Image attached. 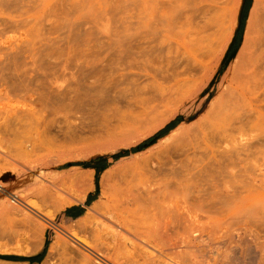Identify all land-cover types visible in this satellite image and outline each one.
Segmentation results:
<instances>
[{"label":"rangeland","instance_id":"1","mask_svg":"<svg viewBox=\"0 0 264 264\" xmlns=\"http://www.w3.org/2000/svg\"><path fill=\"white\" fill-rule=\"evenodd\" d=\"M234 1L228 0L224 16L220 20H218V16L215 19L211 15L214 18L213 26L207 31L208 33L206 32L207 39L204 38L205 40L201 41V39L191 37V42L187 38L184 39L189 44L191 54H182L183 47L174 42L169 46L167 43L154 46L155 44L150 42L151 35L149 33L155 27V23L160 26L163 13H166L168 17L171 16L174 22L176 21L175 17L178 16L179 18L176 17L177 23L175 22L177 25L179 24L178 26L184 19H191L189 17L191 16V4L183 3V0L182 2L181 0H0V254L35 256L42 251L46 237H49V248L50 244H54V248H48L45 257L39 263L0 259V264H42L43 262V264H82L83 262L98 264L99 258L108 263L109 260L115 261L118 255L120 257L125 255L126 263H128L127 259L131 260L133 256L139 260L133 258V262L135 261L136 264H148L147 261L151 262L149 264H161L162 257L161 260L158 259L160 258L158 256V258L155 256V259L152 257L151 261L150 257L139 249V245L137 248L131 249L126 236L123 232L121 235L116 232L112 223L123 221L126 226L132 223L135 224L133 226H136L137 223L138 231L143 229L147 233L150 228V231L153 230V232L158 230L151 235L157 237L153 239H157L155 241H158L157 243L162 248L165 246V242L168 243L163 248L168 253V249L172 248L174 241H179L177 238L181 236L182 231L184 232L190 226V219L182 210H191L192 208V210H226L227 207H230L228 210H233L231 207L234 206H237L234 208L235 210H264V192L262 193L264 181H261L264 180V72L260 75L262 79L255 86V95L251 101H231L233 107L237 108L232 107V112L226 111L228 114L231 112L230 120L226 116L228 120L225 118L224 123L219 122V126H214L215 129H205L211 120L207 113L210 102L219 92V78L224 74L229 62L234 59V53L243 40L253 2V0H243L239 13L242 26L235 34L231 18L235 6ZM224 2L225 0H215L217 7L223 6ZM260 2L261 0L252 11V19L254 22L257 21V24L252 21L250 37L264 40V4L261 8ZM177 4L179 5L177 6ZM229 11L230 13H228ZM221 13L223 12H220V15ZM149 19H151L150 22ZM151 25L152 27H150ZM253 25L256 26L253 27ZM160 34L157 32L154 35L160 37ZM230 38L228 55L234 52L232 59L229 58L223 64L225 53L209 83L202 86L201 78L207 66L213 64L216 55L222 51V45ZM167 52L168 57L166 58L165 53ZM133 55H137L135 57L139 58L138 61H145V64L149 66L153 65L154 70L159 66L156 71L157 78H154L158 82L150 79L151 83H149L150 80L142 83L143 86L140 85V88H137L138 91L141 90V93L136 96L132 94H135L136 90L132 92L129 90L130 93L126 92L119 98L109 96L110 98L103 99L101 96H99L100 98L85 96L83 90L87 89L89 85H98L108 78L111 79L110 77L114 73H123L124 71H119L121 67L119 64L127 63L128 65L131 59L135 58ZM72 58L74 62L71 61ZM100 60L102 61L100 62ZM114 60H117V63ZM261 61L264 64V57ZM109 62L110 64H108ZM188 69L196 70L191 76L187 73ZM123 70L126 71L123 74L136 71L129 70L128 67ZM74 72H76L75 75ZM72 74L73 76H71ZM116 74L112 80L126 78L121 74ZM184 77L196 83L191 87L181 89L167 105L161 109L159 107L160 111L155 112V114L158 113L156 114L158 117H161L166 115L171 108L176 107L175 113L169 117L165 126L153 131H148L146 128L135 129L133 124H135L136 117L139 116L138 113L143 108L150 106L151 101L156 97L163 96L164 93L165 95L172 93V90L174 92L177 88L182 87L183 83L180 82H183ZM5 78L9 80L6 81ZM134 78L132 77V79ZM69 79L71 80L69 81ZM131 82L133 81L131 80ZM147 82L148 85H144ZM125 83L122 85L125 86ZM176 83L177 85H175ZM178 83H180L179 86ZM129 84L131 83H128V86ZM66 85L69 87H64ZM171 86L176 89L172 88L170 91ZM70 88H74L73 91ZM74 94H77V97L80 94L82 101L76 100ZM94 97H96V101L92 100ZM259 99L261 100L259 101ZM108 103L109 105H107ZM258 107L260 110H257ZM135 115L136 117H134ZM130 127L133 128L130 129ZM171 130H174L172 134L176 135V138L179 137L183 140L191 138V141L189 140L188 144L176 151L173 149L174 139H160ZM201 130H204L206 134H201ZM159 131L163 136L140 151L130 153L132 148L137 147ZM208 132H210L209 135H207ZM241 134L246 135L242 137ZM223 138L231 140H226V144H222ZM209 144L213 145L208 146ZM224 146H228L226 149L233 151L228 152L229 150H226ZM216 147L219 148V151ZM217 151L220 154H217ZM124 152L129 153L118 156L119 153ZM226 153L229 156L234 154L231 157L235 158L227 157ZM70 156L74 159L44 170L47 172V174L44 172L45 175L48 176L50 171H60L61 173L72 166L77 167V174L72 175L64 184L55 183V188L48 183L38 182L39 180L28 170L38 167L39 171L41 170L37 166L39 163L52 165L58 160ZM99 157L105 159L107 166L98 174V192L95 196V199L101 202L103 209L95 212V216L91 214L93 212H89L88 217L78 221L75 220L78 218L61 215L64 208L82 203L89 193H95L96 172L93 168L83 166L82 163L96 162ZM227 158L231 162L236 161L232 162V164L235 163V168L237 167L235 172L232 170L234 175L238 176L240 180L245 179L241 180L242 182L240 181L238 186L243 184V187H246L238 191L239 197L236 195V203L234 198L228 199L225 204L218 203L220 198L212 197L210 194L205 196L206 204L201 202L198 199L200 192L196 193L195 190L208 189L206 192H211V182L206 179L205 174L209 168L213 167L214 162L216 164L217 160L231 164ZM244 161L245 163H243ZM41 164L39 165L41 166ZM179 164L183 168L179 167ZM245 166L247 167L245 168ZM244 175L246 176L244 177ZM254 175L258 176L255 178ZM188 176L190 177L188 178ZM254 178L257 179L256 182L255 180L251 182ZM239 179L235 181L237 184ZM233 180L235 179L233 178ZM101 182L105 193L101 191ZM90 185L93 186L89 188ZM250 186L252 190L247 188ZM14 194H18L19 197H15ZM233 202L234 204H232ZM30 204H34L36 207L30 206ZM84 209L85 214L88 208ZM170 210L176 213H171ZM43 211L53 213V216L46 218L42 215ZM173 215L175 216L173 217ZM152 225L153 228H156L152 229ZM60 227H73L77 231H74L72 236L68 230H59ZM162 234L166 237L164 238ZM165 234L171 237L169 238ZM160 235L165 239V242L163 238H160ZM55 238H57L56 241H54ZM123 238L124 240H122ZM159 241L163 244L161 245ZM125 243L127 244L125 245ZM245 248L246 246H240L238 251L246 260L248 255ZM129 249L133 250V254L128 251ZM140 250L141 252H138ZM84 253L91 256L88 262L82 258ZM129 253H131V257ZM233 253L234 251L231 249L220 252L217 256L218 263L240 264L239 261L232 258ZM96 254L99 257H96ZM140 254L145 255L144 259ZM127 255H129L128 258ZM122 258L120 259L122 260ZM121 260L119 261L125 264L124 258V261ZM111 262L109 263L112 264ZM162 263L164 264L163 260ZM128 264L131 262L129 261Z\"/></svg>","mask_w":264,"mask_h":264},{"label":"bare ground","instance_id":"2","mask_svg":"<svg viewBox=\"0 0 264 264\" xmlns=\"http://www.w3.org/2000/svg\"><path fill=\"white\" fill-rule=\"evenodd\" d=\"M152 1V0H151ZM183 0V3H187L188 5L191 4V19L189 18H186L184 19L183 22H181L180 26H178L176 23H177V18L178 16L175 17L176 19V23L174 22V20L172 21L173 18H171V16H167L166 13H163V15H161L163 17V19L160 21L159 25L158 26L156 23H155V27L151 29V32L149 33L151 35V43L153 42L155 45L154 46H159L160 43H167V45H171L172 42L176 43V44H180L182 47H183V52L182 54H191V51L189 50V44L186 43L184 41V39H188L189 42H191V37H195L196 39H201L202 40H205L207 39L206 37L208 36L206 34V32L213 26L212 24V21L213 19H217V16H218V20H220L221 17L224 16V11H225V5L228 3V0H225L224 2V5L221 6V7H217L216 6V3H215V0ZM234 1V0H233ZM148 2V1H147ZM150 2V1H149ZM182 2V0H181ZM232 2V1H231ZM230 4H233L231 3ZM146 3V2H145ZM170 3V2H168ZM235 3V6H234V10L232 11L233 14L231 15V18H232V21H233V25H234V30L235 31V28L237 27L238 25V21H239V13H240V10H241V6H242V3H243V0H235L234 1ZM257 3H259V0H253L252 4H251V12L249 13V16L247 18V24H246V28H245V32H244V37H243V40L242 42L240 43V45L238 46L237 50L235 51V55H234V59L231 60L228 64V66H226L225 70H224V74H222V76H220L219 78V82H218V88H219V92H218V95L215 96L211 102H210V106H209V109L207 111L208 115L211 117V120L208 124V126L205 128V129H210L213 130L214 126L218 125L219 122H225L227 117L228 119L230 120V117L229 114L232 112L231 110L234 108L236 109L235 107H233L231 101L235 100V101H238V100H246V101H251V99L253 98V96L255 95V86L257 84V82L259 80H261L262 78L260 77V75H262L261 73L264 72V64L262 63L261 59L264 57V40H260L259 38H254V37H250V28H251V24H253V19H252V11H254L255 7L257 6ZM261 8H263V4H264V1L261 0ZM150 4V3H149ZM155 5V4H154ZM170 5V4H169ZM179 4H177L178 6ZM182 5V4H181ZM180 5V7H181ZM176 6V7H177ZM231 6V5H230ZM263 6V7H262ZM156 7V5H155ZM168 7V5H167ZM174 7V6H173ZM172 7V8H173ZM187 7V6H186ZM179 8V7H178ZM228 8L229 5H228ZM181 9V8H180ZM147 10V9H146ZM157 10V8H156ZM155 10V11H156ZM172 10V9H171ZM227 10V9H226ZM174 11V10H172ZM187 11V10H186ZM190 11V10H189ZM185 12V11H184ZM220 12H223L221 13L220 15ZM187 13V12H186ZM184 13V14H186ZM230 13V11L228 12ZM171 14V13H169ZM181 14V13H180ZM183 14V13H182ZM188 14V13H187ZM186 14V15H187ZM213 15V17L211 16ZM72 16V15H71ZM153 16V15H152ZM160 16V18H161ZM92 17V16H91ZM182 17V16H181ZM185 17V16H184ZM72 18V17H71ZM70 18V19H71ZM152 18V17H151ZM159 18V17H158ZM179 18V17H178ZM84 19V18H83ZM153 19V18H152ZM73 20V19H72ZM182 20V19H181ZM191 20V22H190ZM151 21V19H149V22ZM159 21V20H158ZM179 21V20H178ZM253 21V22H252ZM153 22V21H152ZM151 22V23H152ZM219 22V21H218ZM257 22V21H256ZM254 22V23H256ZM20 23V22H19ZM179 23V22H178ZM154 24V23H153ZM257 24V23H256ZM14 25V24H13ZM75 25V24H74ZM87 25V24H86ZM140 25V24H139ZM88 26V25H87ZM158 26V27H157ZM256 26V25H255ZM253 25V27H255ZM73 27V26H72ZM152 27V25L150 26ZM260 28V27H259ZM17 29V28H16ZM255 30V29H254ZM257 30V29H256ZM253 31V30H251ZM258 31H260L258 29ZM121 32V31H120ZM154 32V33H153ZM161 33L160 34V37H156L154 34L155 33ZM26 33V32H25ZM208 33V32H207ZM233 35V34H232ZM258 35V34H256ZM132 37V36H131ZM259 37V36H258ZM113 38V37H112ZM205 38V39H204ZM250 38H254L253 40H251ZM147 40V39H146ZM149 40V38H148ZM231 38L228 39V41H226V43H224L222 45V51L220 52V54H217L215 59L213 60V64L210 65V66H207L206 68V71L203 75V77L201 78V84L202 86L209 83V81L211 80V77L213 76V74H215V69L216 67L218 66L219 62L221 61V59L223 58L224 54L226 53L228 47H229V42H230ZM31 42V40H30ZM33 42V41H32ZM149 42V41H148ZM21 43V42H20ZM146 43V42H145ZM33 44V43H32ZM147 44V43H146ZM9 45V44H8ZM153 45V44H152ZM14 46V45H13ZM31 47V46H30ZM137 47V46H136ZM162 48V47H161ZM118 49V48H117ZM164 49V48H163ZM175 49V48H174ZM173 49V50H174ZM111 50V49H110ZM157 50V49H156ZM166 51V49H164ZM163 50V51H164ZM5 51V50H4ZM27 51V50H26ZM42 51V50H41ZM45 51V50H44ZM149 51V50H148ZM169 51V49H168ZM39 52V50H38ZM116 52V51H115ZM153 52V51H152ZM13 53V52H12ZM19 53V52H18ZM37 53V52H36ZM149 53V52H148ZM147 53V54H148ZM173 53V52H172ZM176 53V52H175ZM174 53V54H175ZM14 54V53H13ZM41 54V53H40ZM124 54V53H123ZM168 54L165 53V55ZM170 54V53H169ZM174 54H171V55H174ZM6 55V54H5ZM84 55V54H83ZM122 55V54H121ZM120 56V55H119ZM137 56V55H135ZM133 55V57H135ZM6 57V56H5ZM11 57V56H10ZM153 57V56H152ZM158 57V56H157ZM168 57V55H166V58ZM12 59V58H11ZM15 59V58H14ZM78 59V58H77ZM76 59V60H77ZM85 59V58H84ZM103 59V58H102ZM139 58H132L131 59V62L127 63L126 64H119L121 65L119 71H124L126 72L125 68H129V70H136L135 72H128V73H117V74H121L123 75L124 77V80H119V79H113L112 80V77L114 76V73L113 76H111L110 78L111 79H107L101 83H99L98 85H92L83 90L85 91V96L86 97H93V96H98V98H100L99 96H101L103 99H105V97H109V96H112L113 98H119V97H122L123 95H125L126 92L130 93V91H134V93H132L133 95L136 96V94L138 95V93L140 94L141 93V90L138 91L139 89H137L140 85H142V83H145L146 81L150 80V79H153V81H156V79L154 78H157V69L159 68V66H157L158 68L156 69V67H154L156 70L153 69V65L149 66L147 64H145L146 62H142V61H138ZM149 59V58H148ZM153 59V58H152ZM155 59H158V58H155ZM160 59V58H159ZM232 59V58H231ZM75 60V59H74ZM86 60V59H85ZM123 60V59H122ZM129 60H130V57H129ZM128 60V62H129ZM9 61V60H8ZM68 61V60H67ZM73 61V58L72 60ZM98 61V60H97ZM102 60H100L101 62ZM111 61V60H110ZM115 61V60H114ZM117 61V60H116ZM115 61V62H116ZM162 61V59H161ZM62 62V61H61ZM74 62V61H73ZM91 62V61H90ZM113 62V61H112ZM127 62V61H125ZM60 63V62H59ZM117 63V62H116ZM89 64V63H88ZM110 64V62L108 63ZM47 65V64H45ZM59 65V64H58ZM61 65V64H60ZM112 65V64H111ZM123 65V66H122ZM127 67H126V66ZM48 66V65H47ZM55 66V65H53ZM66 66V65H65ZM80 66V64H79ZM94 66V65H93ZM113 66L114 63H113ZM125 66V67H124ZM5 67V66H4ZM3 67V68H4ZM37 67V66H36ZM35 67V68H36ZM57 67V66H56ZM64 67V66H63ZM69 67V66H68ZM67 67V68H68ZM116 67H117V64H116ZM119 67V66H118ZM124 67V68H123ZM2 68V69H3ZM47 68V67H46ZM53 68V67H52ZM55 68V67H54ZM65 68V67H64ZM78 68V67H77ZM82 68V66H81ZM8 69V68H7ZM99 69V68H98ZM113 69V68H112ZM115 69H118V68H115ZM61 70V69H60ZM83 70V69H82ZM196 69H188L187 73L188 75L191 74V76L193 75V72L195 71ZM3 71V70H2ZM1 71V72H2ZM6 71V70H5ZM68 71V70H67ZM81 71V70H80ZM118 71V70H116ZM7 72V71H6ZM85 72V71H83ZM161 72V71H160ZM46 73V72H45ZM61 73V72H60ZM71 73V72H70ZM76 72H74V75H75ZM82 73V71H81ZM1 74V73H0ZM9 74V73H8ZM13 74V73H12ZM42 74H44L42 72ZM55 74V73H54ZM116 74V75H117ZM7 75V73H6ZM62 75V74H61ZM65 75V74H64ZM63 75V76H64ZM70 75V74H69ZM78 75V74H77ZM115 75V76H116ZM1 76V75H0ZM4 76V75H3ZM9 76V75H8ZM40 76V75H39ZM57 76V75H56ZM60 77V75H58ZM73 76V74L71 75ZM70 76V77H71ZM82 76V75H81ZM122 76V77H123ZM156 76V77H155ZM6 77V76H5ZM12 77V76H11ZM10 77V78H11ZM80 77V76H79ZM132 77H136L134 79H132ZM39 78V77H38ZM82 78V77H81ZM114 78V77H113ZM134 82V84H132L133 82H131V80ZM6 79V78H5ZM8 79V78H7ZM6 79V81H8ZM46 79V78H45ZM50 79V78H49ZM57 79V78H55ZM77 79V78H76ZM85 79V78H84ZM4 80V79H3ZM71 79H69L70 81ZM80 80V79H79ZM78 80V81H79ZM82 80V79H81ZM86 80V79H85ZM125 80H128V81H125ZM176 80V79H175ZM90 81V80H89ZM92 81V80H91ZM181 81V80H180ZM3 82V81H1ZM94 82V81H93ZM126 82L123 86L122 84ZM158 82V81H156ZM155 82V83H156ZM54 83V82H53ZM80 83V82H79ZM83 83V82H82ZM97 83V82H96ZM128 83H131L129 84L128 86ZM151 83V80L150 82ZM180 83H183L180 87V88H175V87H178ZM180 83H178V86H175L177 85V83L174 85L175 87H170V91L171 89H176L174 92L172 90V93H164L163 96H160V97H156L154 100H152L151 102V105L148 106L147 108H143L141 112H139V116L136 117V115L134 117H136L137 119L135 120V124H133L134 128L135 129H148V131H153L155 129H158V128H161L163 126H165V124L168 122V119L169 117H171L175 111H176V107L175 108H171L170 111L164 115V116H161V117H158V113L155 114V112H157V110L161 109V107H164L165 105H167V103L170 102V100L172 99L173 96H175L179 91H181V89L183 88H187V87H191L193 86L196 82H192L191 80H189L187 77H184V80L183 82L181 81ZM64 84V83H63ZM85 84V82H84ZM83 84V85H84ZM56 85L58 86V84L56 83ZM131 85V86H130ZM144 85H148V82L147 84H144ZM81 86V85H80ZM143 86V85H142ZM141 86V87H142ZM159 86V85H158ZM64 87H67L64 86ZM63 87V88H64ZM69 87V86H68ZM67 87V88H68ZM87 87V85H86ZM150 87V85H149ZM60 88V87H58ZM140 88V87H139ZM142 88H145V87H142ZM141 88V89H142ZM72 89V88H70ZM74 89V88H73ZM72 89V91H73ZM84 89V88H83ZM151 89V88H150ZM149 89V90H150ZM169 89V88H167ZM166 89V90H167ZM264 89V88H263ZM80 90H82L80 88ZM130 90V91H129ZM165 90V92H167ZM71 91V92H72ZM144 91V90H142ZM155 91V90H154ZM261 91V90H260ZM150 92V91H149ZM161 92V91H160ZM73 93V92H72ZM144 94V92H142ZM151 93V92H150ZM159 94V93H158ZM75 95V94H74ZM83 95V94H82ZM131 95V94H130ZM129 95V96H130ZM132 95V96H133ZM153 95V94H152ZM162 95V94H160ZM32 96V95H31ZM34 96V95H33ZM78 95L76 94L75 95V98L76 100H81L82 97H80V94H79V97H77ZM141 96V95H140ZM151 96V94H150ZM155 96V94H154ZM66 97V96H65ZM97 98V99H98ZM110 98V97H109ZM32 99V98H31ZM71 99V98H70ZM89 99V98H88ZM91 99V98H90ZM95 100L96 97L92 98V100ZM107 99V98H106ZM132 99V98H130ZM66 100V98H65ZM101 101V99H99ZM118 100V99H117ZM261 99H259L260 101ZM34 101V100H33ZM82 101V100H81ZM80 101V103H81ZM90 101V100H89ZM96 101V100H95ZM109 101V100H108ZM143 101V100H142ZM140 101V102H142ZM149 101V100H148ZM263 102V100H262ZM98 103V102H97ZM102 103H103V100H102ZM107 103V102H106ZM228 103V104H227ZM78 104V103H77ZM82 104V103H81ZM117 104V102H116ZM144 104V103H143ZM75 105V104H74ZM97 105V104H96ZM101 105V104H99ZM109 105V103L107 104ZM111 105V103H110ZM149 105V104H148ZM76 106V105H75ZM78 106V105H77ZM84 106V104H83ZM262 106V105H261ZM81 107V106H80ZM94 107V106H93ZM233 107V108H232ZM32 108V107H31ZM97 108V106H96ZM100 108V107H99ZM27 109V108H26ZM254 109V108H253ZM260 110V108L258 107L257 110ZM31 110V109H30ZM231 111L229 114L226 113V111ZM160 111V110H158ZM236 111V110H235ZM235 111L233 112V114L235 113ZM263 111V110H262ZM141 113V114H140ZM258 113V112H257ZM137 114V115H138ZM232 114V116H233ZM264 114V113H263ZM262 114V115H263ZM156 115V116H154ZM154 116V117H152ZM221 116V118H220ZM227 116V117H226ZM263 117V116H262ZM132 118V119H133ZM226 118V119H225ZM131 119V120H132ZM223 119V120H221ZM225 119V120H224ZM227 119V120H228ZM239 119V118H238ZM256 119V118H255ZM130 120V121H131ZM124 122V121H123ZM133 122V121H132ZM130 122V123H132ZM223 122V123H224ZM244 122V121H243ZM222 123V124H223ZM220 124V123H219ZM221 124V125H222ZM132 125V124H131ZM220 125V126H221ZM219 126V125H218ZM132 127V128H133ZM130 127V129H132ZM216 128V127H215ZM214 128V129H215ZM218 129V128H217ZM245 129V127H244ZM136 131V130H135ZM208 131V130H207ZM253 131V130H252ZM174 132V130H171L169 133H167L166 135H164L163 137H161L160 139H165V140H168V139H174V141L172 142L174 145H173V149H179V148H183L186 144H188V142H190L191 138L190 139H187V140H183V139H180L179 137L176 138V135L172 134ZM201 134H206L204 132V130H201L200 131ZM210 132L207 133V135H209ZM224 133V132H223ZM237 133V132H236ZM244 133V132H243ZM248 133V132H247ZM250 133V132H249ZM223 137H224V134H222ZM238 135V134H237ZM246 135V134H244ZM244 135L241 134V136L243 137ZM256 135V134H255ZM201 136V135H200ZM202 137V136H201ZM204 137V136H203ZM245 137V136H244ZM228 138V137H227ZM176 139V140H175ZM208 139V138H207ZM223 138L222 140V144H226V140ZM235 139V138H234ZM239 139V138H238ZM242 139V138H241ZM190 140V141H189ZM203 140V139H202ZM229 140V139H228ZM227 140V141H228ZM231 140V139H230ZM229 140V141H230ZM236 140V139H235ZM234 140V141H235ZM246 140V139H245ZM221 141V140H220ZM240 141V139L238 140ZM206 142V141H204ZM233 142V141H232ZM237 142V141H236ZM208 143V142H207ZM210 143V142H209ZM235 143V142H233ZM217 144V143H216ZM228 144V143H227ZM238 144V143H237ZM244 144V143H243ZM213 145V144H212ZM212 145H208V146H212ZM245 145V144H244ZM222 146V145H221ZM230 146V145H229ZM219 147V146H218ZM216 147V149H218L219 151V148ZM225 147V146H224ZM228 147V146H226ZM225 147V149H226ZM244 147V146H243ZM249 147V146H248ZM211 148V147H210ZM250 148V147H249ZM248 148V149H249ZM225 149L223 150L224 153H225ZM247 149V151H248ZM226 150H229L228 148ZM232 149H230L228 152H231ZM236 149H234L235 151ZM251 150V149H250ZM249 150V151H250ZM177 151V150H176ZM213 151V150H212ZM215 151V150H214ZM217 151V152H218ZM233 151V150H232ZM242 151H244L242 149ZM194 152V151H193ZM196 152V151H195ZM202 152V151H201ZM211 152V151H210ZM227 152V153H228ZM236 152V151H235ZM246 152V150L244 151ZM251 152V151H250ZM222 153V152H221ZM223 153V155H224ZM226 153V154H227ZM234 153V152H232ZM238 153V152H237ZM235 153V154H237ZM240 153V152H239ZM247 153V152H246ZM260 153V152H259ZM204 154V153H203ZM216 154V153H215ZM217 154H220L219 152ZM231 154V153H230ZM242 154V152H241ZM240 154V155H241ZM86 155V154H85ZM213 155H214V152H213ZM228 155V154H227ZM234 156V154H232ZM231 155V156H232ZM239 155V154H238ZM239 155V156H240ZM259 155V154H258ZM231 156H227L231 159H234L232 158ZM236 156V155H235ZM250 156V154H249ZM252 156V155H251ZM76 157V156H75ZM214 157V156H213ZM238 157V156H237ZM263 157V156H262ZM67 158V159H66ZM65 159H61V160H58L57 162L53 163L52 165H47L46 163H39L41 164V166L38 164L37 166H39V169L41 170H37V168H34V169H28L39 181L38 182H44V183H48L52 186L55 185V183L59 184L60 183H65L67 180H69V178L74 175V174H77V167H70L68 169H66V171H63L60 173L57 172V171H50L47 175H45V173L47 174V172H45L44 170L45 169H51L52 167H55L56 165H59V164H62L63 162L65 161H69V160H73L74 158L73 157H66ZM223 158V157H221ZM220 158V159H221ZM226 157H224V160ZM227 158V160L229 159ZM240 158V157H239ZM249 158V157H248ZM247 158V159H248ZM264 158V157H263ZM244 159V158H243ZM245 159H246V156H245ZM250 159V158H249ZM257 159V158H256ZM217 160V159H216ZM250 160H253V159H250ZM212 161V160H211ZM223 161V160H222ZM222 161H218L214 162V165L212 168H209L205 174V177L206 179L210 180L211 182V189L212 191L207 193L206 191L208 190H195L196 193H199L200 196L198 197V199H200L201 202H206L207 198L205 197L206 194L207 195H212L215 196V197H218L220 198L219 202L218 203H221V204H225L228 199L232 200L234 198V202H235V198H236V195L237 197L238 196V191L240 189H244V186L243 187V184L241 186H238L240 185V183L242 182L241 180L243 179H239L238 176L234 175L235 171H236V168L234 166V164H232V161L229 159L228 161L231 162L230 163H225V162H222ZM243 161V160H242ZM241 161V162H242ZM246 161V160H245ZM245 161L243 163H245ZM248 161V160H247ZM257 161V160H255ZM227 162V161H226ZM236 162V161H235ZM264 162V161H263ZM248 163H251V162H248ZM246 163V164H248ZM260 163V162H258ZM237 164V163H236ZM208 165V164H207ZM261 165V164H260ZM238 167L240 166L239 164L237 165ZM251 166V164H250ZM256 166V165H254ZM262 166V165H261ZM179 167L183 168L181 166V164H179ZM201 167V166H200ZM244 167V165H243ZM247 166H245L246 168ZM257 167V166H256ZM255 167V168H256ZM31 168V167H30ZM180 168V169H181ZM192 168V167H191ZM234 168V169H233ZM248 168H249V165H248ZM43 169V170H42ZM173 169V167H172ZM242 169V168H240ZM244 169V168H243ZM253 169V168H251ZM80 170V169H79ZM169 170V169H168ZM178 170V169H177ZM185 170V169H183ZM232 170L234 172H232ZM256 170V169H255ZM261 170V169H260ZM41 171V172H40ZM173 171V170H172ZM246 171V170H245ZM257 171V170H256ZM45 172V173H44ZM185 172V171H184ZM248 173L250 171H247ZM246 172V173H247ZM261 172V171H260ZM245 173V174H246ZM252 172H250L251 174ZM262 173V172H261ZM264 173V172H263ZM262 173V174H263ZM93 174V173H92ZM173 175V173H171ZM170 174V175H171ZM237 174V172H236ZM238 175V174H237ZM248 175V174H247ZM259 175V173H258ZM257 175V176H258ZM77 176V175H75ZM74 176V177H75ZM82 176V175H81ZM104 176V175H103ZM174 176V175H173ZM238 177L237 179H239L238 181V184L237 182V179L236 177ZM246 175H244L245 177ZM255 176V175H254ZM255 176V178L257 177ZM263 176V175H261ZM79 177V176H78ZM190 176H188L189 178ZM192 177V176H191ZM230 178L227 180V178ZM264 177V176H263ZM226 178V180H225ZM233 178L235 180H233ZM250 178V176H249ZM248 178V179H249ZM253 178V177H252ZM252 179L251 182H253ZM36 179V180H37ZM171 179V178H170ZM78 180V179H77ZM245 180V179H244ZM257 180V179H256ZM255 180V182H256ZM259 180V178H258ZM261 180V179H260ZM241 181V182H240ZM261 181H264L263 179ZM209 182V181H208ZM207 182V183H208ZM250 182V183H251ZM254 182V184H255ZM258 182V181H257ZM234 183V184H233ZM237 186H236V184ZM62 184V185H63ZM264 184V183H263ZM262 183H260V185H263ZM246 185V184H245ZM51 186V187H52ZM93 186V185H90L89 188ZM249 186V185H248ZM253 186V185H252ZM198 187V186H196ZM263 187V186H262ZM55 188V186H54ZM248 189L250 188V190H252V187H247ZM253 188L255 189V187L253 186ZM258 189V188H257ZM101 191L105 193L104 191V188L102 187V182H101ZM249 191V190H248ZM250 192V191H249ZM264 191H262L263 193ZM15 197H19L18 194H14ZM209 197V196H208ZM13 198V197H12ZM223 200H222V199ZM216 199V198H214ZM238 199V198H237ZM14 200V199H13ZM218 200V199H217ZM24 201V200H22ZM211 201V200H210ZM234 202L232 204H234ZM237 202V201H236ZM235 202V203H236ZM217 203V202H216ZM257 203V202H256ZM25 204V202H24ZM29 204V203H28ZM206 204V203H205ZM33 205L35 206L34 204H30V206ZM204 205V204H203ZM218 205V204H217ZM237 205V204H236ZM261 205V204H260ZM197 206V205H196ZM195 206V207H196ZM219 206V205H218ZM231 206V205H230ZM36 207V206H35ZM192 207V206H191ZM198 207V206H197ZM224 207V206H223ZM222 207V208H223ZM237 207V206H236ZM235 206L234 207H231V209L233 210H228L229 208L227 207L226 210H182V211H185L184 213L187 214V216L189 217H186L188 219H190V226L183 232L182 230V234H180L181 236L180 239L179 237L177 238L179 241H174V245L172 246L171 249H168V253L163 249L168 243L165 242V237L163 235V237H161L160 235V238H163L164 242H165V246L162 248L159 246V244L155 241L157 239H153V238H157L154 236H152L154 234V232L158 231V230H155L153 232V230L150 231L149 229V233H147L146 231H144L143 229L139 230L138 231V227H137V223H136V226H133L134 223L130 224V225H125V223L123 224V221L119 222V223H116V221H114V223H112L114 225V227L116 228V232H119L120 235L121 233L123 232L124 236H126L125 238H127V240L129 241L130 243V247L131 249H135L137 248V246L139 245V249L143 250L142 252L144 254H146V256L150 257L149 259H151L152 257H154L155 259V256L157 257H160L158 259L161 260V257L163 258V262L164 264H219L218 263V260H217V256L219 255L220 252L222 251H227L228 249H231L234 251L232 258L236 261H239L240 264H264V210H235L234 208H236ZM203 208V207H202ZM201 208V209H202ZM38 209V208H37ZM103 209V206H101V202L97 201V202H94L91 206L88 207V211L86 212L85 216H83L82 218L78 219V220H81V219H84L86 217H88L90 215L89 212H93L91 214H93V216H95V212H98L99 210ZM204 209V208H203ZM242 209V208H241ZM38 211V210H37ZM42 211V210H41ZM140 211V210H139ZM144 212V210H141ZM148 211V210H147ZM146 211V212H147ZM177 211V210H175ZM180 211V210H178ZM17 212V210H16ZM25 212V211H24ZM28 212V211H27ZM40 212V211H39ZM165 213H167V211H164ZM171 213H174L173 210L171 211ZM181 212V211H180ZM42 214L44 217L46 218H49L51 216H53V213H48V212H45L43 211ZM134 213V212H133ZM169 213V212H168ZM167 213V214H168ZM170 213V214H171ZM176 213V212H175ZM174 213V214H175ZM178 213V212H177ZM20 214V213H19ZM142 214V213H141ZM147 215V213H145ZM182 214V213H181ZM30 215V214H29ZM178 215V214H177ZM183 215V214H182ZM181 215V216H182ZM28 216V214H27ZM149 216V215H148ZM168 216V215H167ZM166 216V217H167ZM175 215H173L174 217ZM185 217V215H183ZM182 216V217H183ZM29 217V216H28ZM147 217V216H146ZM169 217V216H168ZM30 218V217H29ZM140 218V216H139ZM149 218V217H148ZM145 219V217H144ZM169 219V218H168ZM176 219V218H175ZM76 220V221H78ZM172 220V219H171ZM92 221V220H91ZM120 221V220H119ZM131 221H132V218H131ZM167 221V220H166ZM175 221V220H174ZM185 221V220H184ZM183 221V222H184ZM188 221V220H187ZM140 222V221H139ZM87 223V222H86ZM110 223V224H111ZM172 223V222H171ZM88 224V223H87ZM144 224V223H143ZM146 224V223H145ZM188 224V223H186ZM185 224V225H186ZM89 225V224H88ZM112 225V227H113ZM135 225V224H134ZM71 226L72 223H71ZM77 226V225H75ZM111 226V225H110ZM184 226V225H183ZM82 227V226H81ZM137 227V228H136ZM175 227V226H174ZM78 228V227H77ZM141 228V227H140ZM143 228V227H142ZM156 228V227H154ZM153 228V225H152V229ZM167 228V227H166ZM169 228V227H168ZM184 228V227H182ZM158 229V228H157ZM59 230H64V231H69L68 233H70V235L73 236L74 234V228L73 227H69V228H65V227H60ZM169 230V229H167ZM166 230V231H167ZM77 231V230H76ZM75 231V232H76ZM114 231V230H113ZM163 231V230H162ZM176 232V231H175ZM80 233V232H79ZM152 233V235H151ZM164 233V232H163ZM168 233V231H167ZM60 234V233H59ZM58 234V236H59ZM122 234V236H123ZM169 234V233H168ZM167 235V234H165ZM174 235V234H173ZM57 236V235H56ZM55 236V237H56ZM61 236V235H60ZM76 236V235H75ZM168 236V235H167ZM64 237V236H63ZM169 237V236H168ZM171 237V236H170ZM169 237V238H170ZM173 237H177V236H173ZM122 238V237H121ZM160 238H158L160 240ZM57 238H55L54 241H56ZM168 239V238H167ZM124 240V238L122 239ZM126 240V241H127ZM176 240V239H174ZM58 241V240H57ZM170 241V239H169ZM172 241V239H171ZM125 242V241H124ZM161 243V241H159ZM163 242V241H162ZM177 242V243H176ZM55 243V242H54ZM61 243V241H60ZM176 243V244H175ZM57 245L58 242H56ZM65 244V243H64ZM127 243H125L126 245ZM163 243H161L162 245ZM50 248H54V244H50ZM88 246V245H87ZM240 246H246L245 248V252L246 254L248 255V259L245 260V258L239 254V251H238V247ZM123 247H126V246H123ZM49 248V247H48ZM49 248V249H50ZM59 248H60V245H59ZM62 248V247H61ZM90 248V247H89ZM168 248H170L168 246ZM128 249V247H127ZM129 249L128 251H133ZM166 249V248H165ZM111 250V249H110ZM109 250V251H110ZM123 250V248H122ZM138 251V252H141ZM106 252L107 254L109 253ZM126 251V250H124ZM137 251V249H136ZM122 252V251H121ZM135 252V251H134ZM101 253V252H100ZM124 253V252H123ZM136 253V252H135ZM85 254V255H84ZM82 254L84 259H86L88 262L89 258L91 257L90 255H88L87 253H84ZM104 254V253H103ZM125 254V253H124ZM127 254V253H126ZM133 254V252H132ZM142 254V253H141ZM140 254V255H141ZM143 254V259H144V255ZM97 255V254H96ZM106 255V254H104ZM103 255V256H104ZM130 257L132 256L131 253H129ZM127 255V258L128 256ZM119 256V257H118ZM116 256V260L111 262L109 260V262H111L112 264H122V262H120L119 260H121L120 258H122V260L125 262V264H128L129 261L133 262V258L137 259L136 257H131V260L127 259L128 263H126V258L124 256L121 255H118ZM138 256V255H136ZM96 257H99V255H97ZM106 257V256H104ZM247 257V256H246ZM49 258V257H48ZM108 258V257H107ZM147 258V257H146ZM145 258V259H146ZM101 258L98 259V264H108L105 262V260L103 261L102 259L100 260ZM109 259V258H108ZM107 259V260H108ZM148 259V258H147ZM157 259V260H158ZM49 260V259H48ZM83 260V259H82ZM93 260V259H92ZM121 260V261H122ZM136 260V262H137ZM158 260V261H160ZM162 260H161V264L162 263ZM51 261V260H50ZM139 261V260H138ZM145 261V260H143ZM152 261V259H151ZM148 264L151 263L149 261H147ZM146 262V263H147ZM44 263V262H43ZM42 263V264H43ZM85 264V262H83ZM82 263V264H83ZM110 264V263H109ZM124 264V263H123ZM133 264H136L135 261L133 262ZM153 264V263H152Z\"/></svg>","mask_w":264,"mask_h":264},{"label":"trees","instance_id":"3","mask_svg":"<svg viewBox=\"0 0 264 264\" xmlns=\"http://www.w3.org/2000/svg\"><path fill=\"white\" fill-rule=\"evenodd\" d=\"M240 15V14H239ZM240 17V16H239ZM229 48L226 52V56L223 59V64L229 59L231 58L234 54V52L230 55H228L229 53ZM163 135L160 134V131L157 132L154 136L150 137L149 139H147L146 141L142 142L141 144H139L137 147L132 148L130 150L131 152H136V151H140L141 149L145 148L147 145L152 144L153 142H155V140H157L159 137H161ZM127 153L129 152H124V153H119L118 156H123V155H127ZM83 166L85 167H89V168H93L96 172V191L94 194L89 193L88 194V199L94 200L96 197V194L98 192V174L100 172H102L107 166L105 164V159L104 158H97L96 162H86V163H82ZM50 241H49V237H46L45 239V243H44V247L42 249V251L35 255V256H20V255H11V254H0V259L2 260H7V261H15V262H29V263H39L43 260V258L45 257L46 253H47V249H48V245H49Z\"/></svg>","mask_w":264,"mask_h":264},{"label":"crops","instance_id":"4","mask_svg":"<svg viewBox=\"0 0 264 264\" xmlns=\"http://www.w3.org/2000/svg\"><path fill=\"white\" fill-rule=\"evenodd\" d=\"M241 26H242V20L239 17V21H238V25H237L236 30H235V34H236V32L239 29H241ZM94 202H97V199L91 200V199H88V196H87L84 199V202L79 203V204L77 203L75 205H71V206H68V207L64 208L63 209L64 211L61 213V215H66V216H68V218H78V219H80L79 217H81L84 214V211H85L84 208H86V207L88 208ZM85 214L83 216H85ZM78 219H75V220H78Z\"/></svg>","mask_w":264,"mask_h":264}]
</instances>
